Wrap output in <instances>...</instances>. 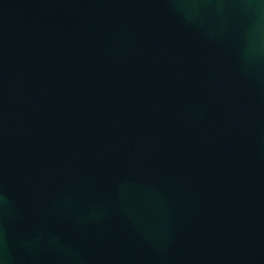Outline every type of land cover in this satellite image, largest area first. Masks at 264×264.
<instances>
[{"label":"water","instance_id":"obj_1","mask_svg":"<svg viewBox=\"0 0 264 264\" xmlns=\"http://www.w3.org/2000/svg\"><path fill=\"white\" fill-rule=\"evenodd\" d=\"M0 264H264V0H0Z\"/></svg>","mask_w":264,"mask_h":264}]
</instances>
